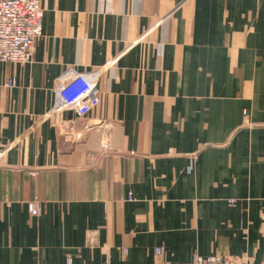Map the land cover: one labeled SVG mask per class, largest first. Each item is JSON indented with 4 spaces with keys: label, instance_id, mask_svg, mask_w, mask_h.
Wrapping results in <instances>:
<instances>
[{
    "label": "crops",
    "instance_id": "crops-1",
    "mask_svg": "<svg viewBox=\"0 0 264 264\" xmlns=\"http://www.w3.org/2000/svg\"><path fill=\"white\" fill-rule=\"evenodd\" d=\"M41 5L33 60L0 62V264H264V0ZM97 68L100 103L54 112Z\"/></svg>",
    "mask_w": 264,
    "mask_h": 264
},
{
    "label": "built area",
    "instance_id": "built-area-1",
    "mask_svg": "<svg viewBox=\"0 0 264 264\" xmlns=\"http://www.w3.org/2000/svg\"><path fill=\"white\" fill-rule=\"evenodd\" d=\"M43 17L41 0H0V62L28 63L33 60L35 44L43 35ZM101 71L102 68L84 72L69 69L60 76L57 79L53 111L72 110L79 115L88 114L100 103ZM14 83V79L9 81L10 85ZM102 148L110 150L107 139L102 141ZM43 207L44 202L39 198L31 199L28 203L33 216H38ZM162 251L163 247L156 248L157 255ZM68 264H71L70 257ZM193 264L242 263L229 256L195 253Z\"/></svg>",
    "mask_w": 264,
    "mask_h": 264
}]
</instances>
